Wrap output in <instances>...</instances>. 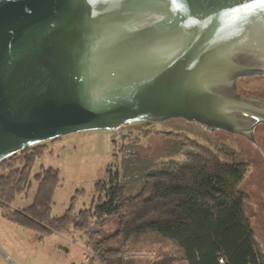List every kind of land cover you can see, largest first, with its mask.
<instances>
[{
    "label": "water",
    "instance_id": "obj_1",
    "mask_svg": "<svg viewBox=\"0 0 264 264\" xmlns=\"http://www.w3.org/2000/svg\"><path fill=\"white\" fill-rule=\"evenodd\" d=\"M253 76L262 0H0V162L170 119L255 142L264 110L237 91Z\"/></svg>",
    "mask_w": 264,
    "mask_h": 264
},
{
    "label": "trees",
    "instance_id": "obj_2",
    "mask_svg": "<svg viewBox=\"0 0 264 264\" xmlns=\"http://www.w3.org/2000/svg\"><path fill=\"white\" fill-rule=\"evenodd\" d=\"M176 143L196 148L189 137ZM30 148L0 162V167L11 169L0 177V209L11 223L34 231L41 239L86 233L93 225L102 227L116 220V233L95 243L101 264H135L136 254L129 253L127 246L146 237L176 246L185 264H264L248 198L240 188L247 176L246 165L223 162L210 149L206 155L197 152L193 167L183 170L143 164L144 160L125 152L122 176L108 170L107 180L96 184L89 207L75 212L74 197L70 209L55 218L52 205L61 180L59 172L50 168L34 176L38 190L33 204L11 209L15 199L31 187L35 162L42 157V151L29 153ZM170 263L164 258L150 264Z\"/></svg>",
    "mask_w": 264,
    "mask_h": 264
},
{
    "label": "rangeland",
    "instance_id": "obj_3",
    "mask_svg": "<svg viewBox=\"0 0 264 264\" xmlns=\"http://www.w3.org/2000/svg\"><path fill=\"white\" fill-rule=\"evenodd\" d=\"M242 82L241 87L245 86ZM261 86L264 87V81L253 79L248 84V92L256 94ZM188 137L196 148L176 143ZM178 148L181 151H175ZM35 149L42 151V157L35 162L31 187L15 199L11 209L22 210L33 204L38 190L34 176L50 168L59 172L61 180L52 205L55 218L70 209L74 197L75 212L89 207L96 184L107 180L108 170L122 176L125 152L144 160L143 164L151 162L183 170L193 167L197 152L206 155L210 149L223 162L246 165L247 176L240 188L248 198L251 224L264 253V162L257 160L258 150L245 140L232 139L222 132L210 133L195 122L170 119L162 123H134L112 131L74 133L38 144ZM35 149L31 147L29 153ZM10 171L5 166L0 167V177ZM138 190L137 186L133 194ZM117 224L115 220L102 227L93 225L86 233L70 232L41 239L34 231L11 223L0 209V264H92L91 260L93 264H101L95 243L113 236ZM127 247L129 253L136 254L135 264H150L164 258L170 264H185L176 246L161 243L154 237L137 239Z\"/></svg>",
    "mask_w": 264,
    "mask_h": 264
},
{
    "label": "flooded vegetation",
    "instance_id": "obj_4",
    "mask_svg": "<svg viewBox=\"0 0 264 264\" xmlns=\"http://www.w3.org/2000/svg\"><path fill=\"white\" fill-rule=\"evenodd\" d=\"M253 79H259V80L264 81V76H253L249 78L238 79L237 80V91L246 100L251 101L253 104H256L260 109L264 110V87L261 86L260 88L261 90L258 91L256 94L249 93L250 89L248 88V84ZM241 81H243L242 83L245 86L243 87L240 86L239 83H241ZM203 128L210 133L222 132V133L228 134L229 137H231L232 139H242V140L247 141L250 146L258 150V156L260 157L257 160H259V162L261 163L264 162V122H259L253 129V137H254L255 142L250 141L249 139H247L245 136H242V135H235L231 133L229 134L228 132L220 131V130L210 131V130H207L204 126Z\"/></svg>",
    "mask_w": 264,
    "mask_h": 264
},
{
    "label": "snow or ice",
    "instance_id": "obj_5",
    "mask_svg": "<svg viewBox=\"0 0 264 264\" xmlns=\"http://www.w3.org/2000/svg\"><path fill=\"white\" fill-rule=\"evenodd\" d=\"M262 3H264V0H262Z\"/></svg>",
    "mask_w": 264,
    "mask_h": 264
}]
</instances>
